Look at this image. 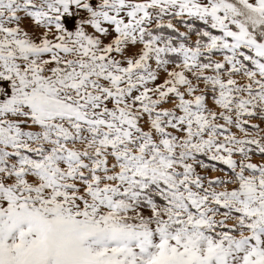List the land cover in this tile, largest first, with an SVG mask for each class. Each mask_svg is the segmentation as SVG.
Instances as JSON below:
<instances>
[{
	"label": "snow or ice",
	"instance_id": "6c2138e0",
	"mask_svg": "<svg viewBox=\"0 0 264 264\" xmlns=\"http://www.w3.org/2000/svg\"><path fill=\"white\" fill-rule=\"evenodd\" d=\"M0 264H264V0H0Z\"/></svg>",
	"mask_w": 264,
	"mask_h": 264
}]
</instances>
